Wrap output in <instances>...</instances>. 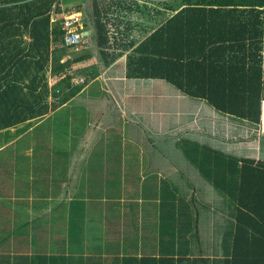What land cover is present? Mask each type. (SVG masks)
<instances>
[{
    "label": "trees",
    "instance_id": "obj_1",
    "mask_svg": "<svg viewBox=\"0 0 264 264\" xmlns=\"http://www.w3.org/2000/svg\"><path fill=\"white\" fill-rule=\"evenodd\" d=\"M70 10L82 12L83 28L91 30L81 52L64 44L65 17L51 23L53 14ZM65 55L71 56L62 60ZM122 55L126 78L162 80L257 127L264 94V0H0V130L71 100L82 87L73 78L83 77L84 84ZM49 70L57 73L51 86ZM49 94L56 101L49 103ZM259 136L262 141L264 134ZM185 142L184 156L217 198L203 200L194 180L182 187L149 175L120 184L123 171L127 175L136 166L123 163L118 144L102 167L118 177L115 202L69 205L53 196L48 203L34 201L32 213L20 185L44 190L56 179L36 176L32 184L27 173L17 176L12 144L0 148V246L6 250L0 264H264V156L222 150L209 139ZM122 188L127 191L121 202ZM210 208L220 215L206 239L199 224ZM92 227L109 236L111 231L112 238L85 250L72 237ZM14 244L16 253L9 250Z\"/></svg>",
    "mask_w": 264,
    "mask_h": 264
},
{
    "label": "crops",
    "instance_id": "obj_2",
    "mask_svg": "<svg viewBox=\"0 0 264 264\" xmlns=\"http://www.w3.org/2000/svg\"><path fill=\"white\" fill-rule=\"evenodd\" d=\"M59 7H61V10H62V4ZM65 16H66V13L57 12L52 15L51 23H54L55 21L54 18L62 17L63 19V17ZM80 16L82 19L84 17V14L80 12ZM79 26H80L79 31L82 33V38H83L81 40L82 42L81 45L83 47L86 40L88 39V36L91 33V30L88 29L89 32L87 33L86 37H84L83 31L85 30L83 28V20L80 21ZM62 27H63V20H62ZM89 44L90 43H88V45ZM115 64H117L119 67L122 65V67H120L119 69L120 70L119 73L120 74L122 73V76L126 80L123 82L124 84L126 85L130 84V87H132L133 82H135V83H139L138 85L141 88L147 87V84H145L144 82H149V81H146L149 79H130L124 76V55H122L119 59H117L112 64L113 67ZM110 66L102 69L101 72L103 70L108 69ZM113 67L110 69L111 71H115ZM137 80H140V81L137 82ZM173 90L174 91L172 92H165V93L164 92L160 93L158 92L159 90L157 91V93L156 91H151V90L142 91L143 94L148 93V96L150 94H155L158 97L161 95L160 100H162V104L167 103L166 98L168 95V98L171 101V104L169 106L170 108L172 106L173 113L172 111L167 112V110L163 108V106L161 107L158 106V109H157L159 110L158 112L156 110L151 111L149 109L143 110V111L139 110L138 118L145 119L144 115H147L151 112L157 113V115L159 116L158 117L159 120L166 121L164 123H166L168 126H172V129H169L163 132L162 131L157 132L155 135H157V138L159 140H162V143L164 144L163 146H157L159 148V151L163 150L164 153H167L166 146H168L173 151V153H178L181 156L180 159L184 161L183 164H177V168L174 170L175 171L174 176L176 177L172 178V177L165 176L163 172L157 169H152L148 171L147 173H145L144 175L140 176L139 168L142 167V164L140 165L139 162L131 159L130 161H127V160L123 161V163L126 164L128 162V164L132 165V167L136 166V168L130 167L132 168V171H129V174L127 173V175L125 174V171H123L122 176L119 177L120 184L122 185L126 184L127 178L130 180L131 178L134 179L136 177L139 178L138 182H140L143 178L148 177L149 175H155L157 176L156 177L157 179L164 177V178H168L172 182H177L179 178H181L180 176L181 173H179V171H181L182 168H185V166L191 167L194 170V174H193L194 178L197 176H200L199 172L193 166L192 162L189 161L184 156V152L180 144L186 143L185 142L186 140L187 142L192 141L194 143L205 144L206 141L209 139L213 147L216 146V148H219L222 150L224 149L222 147L223 145H225L226 139L224 138L222 133H224L225 128L224 126L221 127V136L216 133V131L220 130V128H218V126L215 125V124H218L217 121L216 122L214 121L215 119H217L216 117L214 118L216 114H212L214 112L208 109L206 102L204 100H201V98L200 100L199 98H193V100H187V97L185 95L179 93L176 89H173ZM129 93H131L132 95H136L135 92L133 91H130ZM137 93H140V92L138 91ZM54 100H56V98H52V100H50L49 98L48 102L51 103ZM186 101H190V102L193 101L194 104H192L191 106H186L187 104ZM71 103H72V98L69 101H65V102L57 104L54 108L50 109V112L45 113V114L49 113L48 115L52 114V116L51 115L49 116L50 125L49 127H47L48 128L47 130H46L45 122L44 124L38 123L36 125H33V127L28 128L27 130H25L23 127H20V125L28 124L29 122H31L32 119L38 118L39 116L30 118L29 120L25 122H21L16 125L10 126L8 128H3L0 130V132H3L7 135L6 132L10 129L9 132L13 136V139L1 148L9 147L12 144L13 152H14L13 156L16 158L14 160V165L17 166V169H20L19 171H16V169L13 167L14 172H16L17 176L18 174H21L20 172L22 171L27 173L29 175V178L32 184L36 182L35 181L36 176L37 178L45 177L47 180L49 178L56 179L55 182L53 183L49 182L51 184L50 188H47L44 190L33 189L32 186L27 187L25 185L24 186L20 185L21 188L19 191L20 193L19 195L20 197H23L25 200H29V210L31 211V213H32V204L34 201L36 202L37 200L46 199L47 201L45 202L48 203L53 200V196L57 198L64 197L63 200H65L66 202H69V205L71 202H75V201H80V202L87 201V200H90V201L102 200V202H108V201L115 202L116 201V193L118 190V186H117L118 177L114 175L106 174L102 167H104L110 161L108 160V158H106V156L108 155L107 153L109 152L111 153L113 148L121 143L120 141L117 142V141H114L113 139L111 141V137L101 138L102 136H105L104 133L107 132V128L101 132L100 136L95 140L94 143H91V145L87 144V145H90L89 146L90 148L87 149L88 151L85 154L78 156L79 154L78 148H82L81 145H79L76 148H74L76 150L73 149L71 151L72 160L69 162H68V159L64 162L65 158H63L62 160H58L54 155L52 156V153L56 154L59 152H63L67 154L69 152V148H68L69 139L67 140L65 138L62 145H58V143H56V145L54 144L49 145L48 143H51V142L53 143V141L56 142L58 138H61L59 136H54L55 126L58 120L64 121L67 125H69L70 123L69 113L72 112L71 111L72 109H69L67 106ZM197 103L200 105H198ZM195 104H197L196 106H200L202 108L198 109L197 107H194ZM205 111H208L211 116L207 117L206 114H204ZM185 113H187V116H185L186 115ZM215 113H218V112H215ZM223 117H226V116L223 115ZM171 121H180V123L176 125L175 123H171ZM42 125H44L45 127L44 131L41 129ZM21 129H24V130H21ZM114 130L115 129H111L109 130V132L112 133ZM20 131L22 132L19 134ZM48 134H50V136H48ZM189 135H192V136H189ZM8 136H9V133H8ZM258 136H257L258 142H259L258 144H259V147L261 148V137L262 136H259V137ZM70 137L73 138L74 135L70 133ZM68 138H69V134H68ZM76 139L77 138L74 137V140ZM126 139H129V137H126ZM103 140H106V143H103ZM239 142L241 143L242 140ZM113 145L115 146L113 147ZM260 148L258 151V155H256L257 154L256 150L255 151L253 150L254 152L253 153L252 151L248 149V147H245V145H242V147L238 146V148L234 152H237V150H239L237 153L240 155L258 158ZM228 149L229 148L227 146L225 150L227 151ZM73 152L75 153V155ZM143 155H144V152H143ZM22 158H24V162L22 165H19L18 159H22ZM158 160H163V161H159L157 165H160L161 162L165 163L164 159H158ZM143 162L144 160L142 161V163ZM59 165H64V169H63L64 171L62 173L58 172ZM24 178L25 176L23 177V179ZM182 179H183V182L186 180L188 181L193 180V179H189L188 176L182 177ZM194 182L197 183L196 180H194ZM80 185H82L81 188H80ZM123 191H127V190L122 188L121 196L119 199H123ZM129 199L131 200V197ZM137 200L140 201L142 199L141 197H139ZM133 202L134 200H132L130 203H133ZM46 203L43 205V211L45 209L48 210L47 209L48 206ZM50 207H51V204L49 208ZM140 212L141 213H139V215H141L144 218L145 213L141 210ZM67 214H70V211H67ZM94 214H96V212ZM143 222L145 224L146 220H143ZM144 228L145 226L143 227V229ZM116 231H118L120 234L122 233L121 230H118V229L114 230V233H116ZM106 237L112 238L111 231H110V236H109V234H107L104 229L100 231L99 228L92 227V230H90V232H86L82 236H73L72 238H74L73 240L78 241L79 245L84 244L82 245V247L85 250H87L91 246L92 248H95V247L99 248V246H97V243L99 242L100 238H102L103 241H105ZM117 243H114V242L112 243L113 248L115 249L117 248L118 246ZM119 244L121 246V243ZM101 247L107 248L106 245H102ZM9 250H11L10 252L12 253H16L19 250V248H16V244H14V247H9ZM3 251H6V250H3L1 247L0 252H3Z\"/></svg>",
    "mask_w": 264,
    "mask_h": 264
},
{
    "label": "rangeland",
    "instance_id": "obj_3",
    "mask_svg": "<svg viewBox=\"0 0 264 264\" xmlns=\"http://www.w3.org/2000/svg\"><path fill=\"white\" fill-rule=\"evenodd\" d=\"M80 1H82V3H85V0ZM70 11V13L66 14V17H69L73 13H80L74 10ZM81 44L82 42L75 49L72 48V50L81 52L83 50ZM70 56L71 55H65L62 60H65ZM112 67L113 65L108 69L103 70L94 78L87 80L84 84L82 83L84 81V78L81 76L72 79V82L74 84H82V87L80 91L74 97H72V103L67 106L69 109H72V112L69 113L70 123L69 125H67L64 121L58 120L55 126L54 136H59L61 138H58L56 142L53 141V143H48L49 145H56V143H58V145H62L65 138L67 140L69 139V152L67 154L63 152H59L56 154L52 153V156L54 155L58 160H62L63 158H65L64 162L68 159L69 162L72 160L71 151L79 145H81L82 148H78V156L85 154L88 151L87 149L90 148L89 146L91 145V143H94L95 140L100 136L101 132L107 128V132L104 133L105 136H102L101 138L111 137V141L112 139L117 142L120 141V146L123 152L122 154L127 158L124 160L130 161L132 152H135L136 154L134 159H136V161L139 162L140 165L142 164V167L139 168L140 176L144 175L152 169H157L163 172L165 176L172 178L176 177L174 176V170L177 168V164H183L184 161L180 159L181 156L178 153H173V151L168 146H166L167 153H164L163 150H160V152L157 146H163L164 144L162 143V140H159L157 138V135H155L157 132H163L172 129V126H168L166 123H164L166 121L159 120V116L157 115V113L151 112L147 115H144L145 119L138 118L139 110L143 111L149 109L151 111L156 110L158 112V106H163V108H165L167 112L172 111L173 113L172 106L171 108L169 106L171 104V101L169 100L168 95L166 98L167 103L162 104V100H160L161 95L159 97L155 94H150L148 96V93L143 94L142 91L151 90L156 91L157 93V91L159 90L158 92L165 93L174 91V88L164 81L156 79L146 80L149 82L143 81L145 84H147V87L141 88L138 85L139 83L135 82H133L132 87H130V84L126 85L123 83L126 80L122 76V73H119V69L120 67H122V65L119 67L117 64H115L113 67L115 71L110 70ZM56 74L50 70L47 73L50 86L57 80ZM139 81L140 80H137V82ZM62 90L63 89H59V91ZM130 91L135 92L136 95H132L131 93H129ZM138 91L140 93H137ZM186 97L187 100H193V98H190V96ZM49 98L50 100H52V98H54V95L49 94L48 100ZM186 103V106H191L192 104H194L193 101H186ZM197 104H195L194 107L201 109L202 107L196 106ZM206 105L209 110H212V112H214L212 114H216L214 118L216 117L217 119H215L214 121H217L218 124L215 125L220 128V130L216 131V133L221 136V127L224 126L225 128V131L224 133H222V135L226 140L225 145H223L222 148L225 149L228 146V150L236 151L238 146L242 147V145H245V147H248V149L252 152L253 150H256V155H258L260 147L258 144L259 142L257 136L261 133H259L256 126L250 124L249 121H243L242 119L237 117L234 118L229 115H220L221 113H215L217 112L215 109H212V107L207 103ZM48 112H50V109ZM48 114L44 113L38 118L32 119L28 124L20 125V127H23L25 130H27L28 128L33 127V125H36L38 123L44 124L45 122L47 130V127H49L50 125L49 116H52V114ZM185 114V116H187V113ZM204 114H206L207 117L211 116L208 111H205ZM223 115L226 117H223ZM171 123H175L177 125L180 123V121H171ZM41 129L44 131V125H42ZM111 129L115 130L110 133L109 130ZM9 131L10 129L6 132L7 135L3 132H0V148L13 139V136ZM21 132L22 131H20L19 134ZM70 133H72L77 139L74 140V137L71 138ZM48 136H50V134H48ZM126 137H129V139H126ZM241 140L242 142L240 143L239 141ZM103 143H106V140H103ZM238 151L239 150H237V152ZM259 155L264 156V138H262L261 141ZM158 159H164L165 163L161 162L160 165H157L159 161H163ZM143 160L144 162L142 163ZM63 169L64 165H59L58 172L62 173L64 171ZM179 173H181V178H179L177 182L182 187L184 183L182 177L188 176L189 179L197 181V184L199 186V193H201V197L203 198V200L205 199V201H211L212 199L217 198L215 190L212 188V186L205 183L202 180L201 176H197L194 178V170L191 167L185 166V168H182ZM188 187L191 189L190 185ZM141 199L143 201V198ZM123 200L124 198L121 199V202ZM132 200L134 199L131 198L130 202ZM146 200L148 199L145 198L144 201ZM208 211L209 214H205V217H202V219H200L199 224L200 232L203 233V236L206 239L210 236L209 233L211 231L212 222L216 223V219H218L220 215V212L215 210V208H210V210ZM210 213L215 215H210ZM59 248L63 249L64 247L59 246Z\"/></svg>",
    "mask_w": 264,
    "mask_h": 264
},
{
    "label": "built area",
    "instance_id": "obj_4",
    "mask_svg": "<svg viewBox=\"0 0 264 264\" xmlns=\"http://www.w3.org/2000/svg\"><path fill=\"white\" fill-rule=\"evenodd\" d=\"M81 21L80 13H73L69 17L64 18L63 28V41L67 47H76L82 40V33L79 31V23ZM259 133L264 134V94L260 98L259 104V119L257 124Z\"/></svg>",
    "mask_w": 264,
    "mask_h": 264
},
{
    "label": "water",
    "instance_id": "obj_5",
    "mask_svg": "<svg viewBox=\"0 0 264 264\" xmlns=\"http://www.w3.org/2000/svg\"><path fill=\"white\" fill-rule=\"evenodd\" d=\"M88 32H89V30L83 31V36L86 37V35H87Z\"/></svg>",
    "mask_w": 264,
    "mask_h": 264
}]
</instances>
